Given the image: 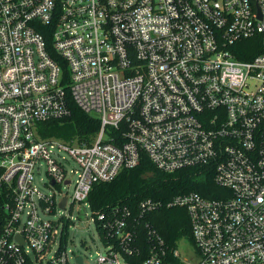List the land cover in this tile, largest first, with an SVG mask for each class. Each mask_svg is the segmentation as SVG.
I'll use <instances>...</instances> for the list:
<instances>
[{
  "label": "built area",
  "instance_id": "obj_1",
  "mask_svg": "<svg viewBox=\"0 0 264 264\" xmlns=\"http://www.w3.org/2000/svg\"><path fill=\"white\" fill-rule=\"evenodd\" d=\"M247 38L260 49L242 58ZM69 99L100 117L92 141L40 135ZM145 153L214 173L213 196L141 201L186 207L199 258L160 240L145 254L128 209L91 208L108 246L95 264H264V0H0V264H85L72 217L50 213L91 207Z\"/></svg>",
  "mask_w": 264,
  "mask_h": 264
},
{
  "label": "trees",
  "instance_id": "obj_2",
  "mask_svg": "<svg viewBox=\"0 0 264 264\" xmlns=\"http://www.w3.org/2000/svg\"><path fill=\"white\" fill-rule=\"evenodd\" d=\"M48 39L51 42L50 35ZM246 42L248 48L251 45L257 46V49L251 50V53H240L239 57H250L260 49V44H255L251 38H247ZM69 106L71 111L68 115L40 121V135L92 141L100 128V117L85 111L72 99H69ZM220 189L212 171L198 167L167 171L156 166L145 153L137 165L123 168L112 180L96 182L89 194V201L94 214L103 212L106 216H114L128 209L129 221L140 234L139 246L146 254L153 245L160 243L159 240L162 245L172 249L179 239L185 237L193 241V237L186 207L163 205L143 210L142 200L155 198L168 201L177 194L189 191L213 196V191ZM6 199V194L0 190V214L3 219L6 215L3 207Z\"/></svg>",
  "mask_w": 264,
  "mask_h": 264
},
{
  "label": "rangeland",
  "instance_id": "obj_3",
  "mask_svg": "<svg viewBox=\"0 0 264 264\" xmlns=\"http://www.w3.org/2000/svg\"><path fill=\"white\" fill-rule=\"evenodd\" d=\"M41 175L40 178L39 175L37 176L38 185L43 191L52 194L53 190L43 183L44 180L48 179L44 169H42ZM66 189L64 188V190ZM49 216L54 219H58L60 216L72 217L69 236L74 238V240L67 242V249L82 254L85 257V264H95L99 254H107L108 246L100 237L95 222L90 220L92 211L88 204L75 202L72 206L68 205L66 208L58 207L56 212L50 213ZM177 249L181 258L197 262L199 254L196 252L195 245L191 239L185 237L179 239ZM70 254H73V252H70Z\"/></svg>",
  "mask_w": 264,
  "mask_h": 264
},
{
  "label": "water",
  "instance_id": "obj_4",
  "mask_svg": "<svg viewBox=\"0 0 264 264\" xmlns=\"http://www.w3.org/2000/svg\"><path fill=\"white\" fill-rule=\"evenodd\" d=\"M64 205H65V199H64V201L62 202V206L64 207ZM79 262L81 263V258H79Z\"/></svg>",
  "mask_w": 264,
  "mask_h": 264
}]
</instances>
